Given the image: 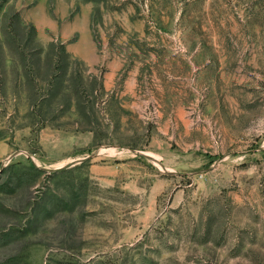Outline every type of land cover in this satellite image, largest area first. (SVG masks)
I'll list each match as a JSON object with an SVG mask.
<instances>
[{
  "label": "rangeland",
  "instance_id": "1",
  "mask_svg": "<svg viewBox=\"0 0 264 264\" xmlns=\"http://www.w3.org/2000/svg\"><path fill=\"white\" fill-rule=\"evenodd\" d=\"M0 264H264V0H0Z\"/></svg>",
  "mask_w": 264,
  "mask_h": 264
}]
</instances>
